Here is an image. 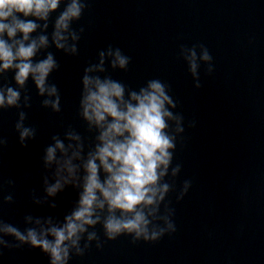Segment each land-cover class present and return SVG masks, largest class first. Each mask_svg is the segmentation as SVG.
Returning a JSON list of instances; mask_svg holds the SVG:
<instances>
[{
    "label": "water",
    "instance_id": "obj_1",
    "mask_svg": "<svg viewBox=\"0 0 264 264\" xmlns=\"http://www.w3.org/2000/svg\"><path fill=\"white\" fill-rule=\"evenodd\" d=\"M81 23L87 27L79 56L58 53L61 68L52 77L62 113L50 116L34 101L28 123L37 139L27 148L14 132L15 110L0 117V134L9 141L0 154V177L15 181L14 189L4 183L15 202L3 208V218L22 227L25 214L62 218L70 209L72 189L57 197L55 210L32 205L28 193L40 188V157L51 135L79 123L85 64L112 44L132 58L129 70L115 78L132 87L153 77L170 85L186 121L176 153L180 179L193 184L175 205L173 236L135 246L120 238L70 264H264V0H91ZM194 43L209 48L216 66L212 76L202 68L199 90L177 59L180 44ZM192 120L196 127L188 128ZM0 264H48V258L39 250H5Z\"/></svg>",
    "mask_w": 264,
    "mask_h": 264
},
{
    "label": "clouds",
    "instance_id": "obj_2",
    "mask_svg": "<svg viewBox=\"0 0 264 264\" xmlns=\"http://www.w3.org/2000/svg\"><path fill=\"white\" fill-rule=\"evenodd\" d=\"M90 3L0 0V117L15 110L14 132L22 148L37 139V128L28 123L34 101L50 116L62 113L61 91L52 79L61 68L57 54L79 56L87 27L81 21ZM177 59L196 90L202 87V68L207 76L216 71L202 43L180 44ZM131 63L118 46L99 49L80 76L78 125L62 127L43 148L40 188L28 196L32 205L55 210L57 197L72 189L76 199L62 218L28 213L22 227L6 221L2 210L15 201L4 183L14 189L15 181L0 177V256L28 248L39 250L48 264H70L120 238L133 246L156 245L177 232L175 205L193 184L180 179L183 164L176 158L185 116L166 81L153 77L132 87L114 77ZM187 127L195 128L196 121ZM8 143L0 134V154Z\"/></svg>",
    "mask_w": 264,
    "mask_h": 264
}]
</instances>
